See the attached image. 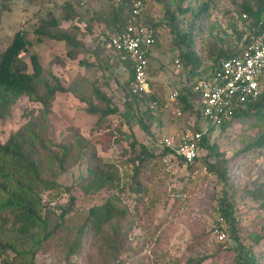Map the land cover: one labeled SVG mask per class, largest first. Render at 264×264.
Masks as SVG:
<instances>
[{
    "label": "rangeland",
    "instance_id": "1",
    "mask_svg": "<svg viewBox=\"0 0 264 264\" xmlns=\"http://www.w3.org/2000/svg\"><path fill=\"white\" fill-rule=\"evenodd\" d=\"M143 1L141 17L147 24H157V42L152 48L154 56L149 59L151 93L143 100H134L126 97L122 88L127 76L119 72L115 57L110 56L114 54L104 43V49L97 48L99 33H113L103 22L116 5L107 0L91 1L79 10L78 18L63 20L62 0H0V52L16 31L23 30L32 38L33 30L54 17L59 20V28L78 42L75 46L49 39L29 44L20 53L28 72L32 71L29 57L37 53L43 67L40 80L59 84L66 91L55 93L49 109L33 97L22 95L9 114L0 119L1 143L18 130L26 136L40 133L41 141L33 140L28 145L37 154L38 162L47 154L40 146L42 141L56 151L65 145L71 148L65 170L52 163L42 168V178L55 184L44 191L45 198L54 203V211L59 213V208L67 207L70 196H74L73 212L65 217L63 228L42 240L39 248L30 242L21 264H115L117 260L119 264H188L189 259L202 256L207 259L201 264H240L234 251L238 244L243 262L254 259L256 264H264V137L262 146H248L264 135V119L251 116L242 121L234 117L215 126L192 112L177 115L174 103L167 102L172 91H183L202 76L191 72L193 68L186 65L184 53L193 54L204 76L211 71L207 50L216 53L230 44L242 47L235 27L245 32L239 17L243 0ZM69 53L76 57H69ZM95 90L108 96L119 113L97 121L98 115L90 112V105L104 108L105 103ZM38 91H44L41 83ZM198 129L204 131L207 144L216 149L200 148L192 165L186 167L177 157L161 153L163 138L179 141L182 132L194 133ZM139 145H144L151 155L139 175L145 192L133 193L129 187L136 162L131 159L140 150ZM94 152L114 163L118 173L113 189L85 194L81 187L92 177L88 168L94 165ZM223 170L228 177L226 183L218 177ZM117 184L124 187L123 193H117ZM115 192L121 197V207L127 208L123 218L104 226L110 232L115 223L120 231L122 241L116 260L102 259L103 251L92 231L83 235L80 253L71 254L74 229L84 220L88 208ZM221 199L223 205L219 204ZM227 206L238 242L230 238L231 225L222 210ZM8 213L10 208H0L4 219L11 217ZM220 231L225 234L222 241L217 238ZM14 233L15 230L4 238L12 239Z\"/></svg>",
    "mask_w": 264,
    "mask_h": 264
},
{
    "label": "trees",
    "instance_id": "2",
    "mask_svg": "<svg viewBox=\"0 0 264 264\" xmlns=\"http://www.w3.org/2000/svg\"><path fill=\"white\" fill-rule=\"evenodd\" d=\"M125 6H127V10L124 9ZM130 6V0H124L123 5L115 6L110 10L103 23L106 27H110L113 33L120 32L130 18ZM241 7L242 11L240 12L239 17H241L246 29L245 32L240 29H238V31L235 27V31H237L238 41L241 40L244 45L247 42L249 33L254 32L257 34L264 30V0H243ZM63 8L65 9V13L62 15L63 20H73L78 18V9L69 4H63ZM172 17L174 18V15H172L171 18ZM149 25L154 30L156 29V23L154 24L151 22ZM32 34H34V37L32 35V38H29L23 30L16 31L6 48L0 52V119L5 118L9 114L11 106L15 103L17 98L22 95H27L30 98L33 97L34 100L43 103L49 109L55 93L66 91V89L59 84L40 80L43 67L37 53H32L29 57L30 65L32 67L31 72H28V64L22 59L20 53L26 51L27 46L31 43H40L49 39L66 41V43H73L75 46L78 45V42L73 35L67 32V30L59 28V20L55 17L51 18L50 21H43L37 29L33 30ZM156 42L157 37H155L154 45ZM230 43H232V41H230L229 44ZM99 46L97 48L100 50L104 49ZM241 49V46L232 47L230 44L227 48H219L216 53L207 50L206 59L211 63V71L214 72L223 60L238 55ZM192 55V53H184L183 58L185 59L186 65L193 68L191 69L192 73L201 74L203 76V71H199V63L197 62V59L192 57ZM110 56L114 58V55ZM69 57L73 58L76 57V55L69 53ZM126 76L127 79L122 85V88L126 91V97L134 100L138 97L139 100L145 99L148 93H133L131 91V83L134 74L133 69L129 66ZM40 83L44 87V91L41 93L38 91ZM94 93L100 101L105 103L104 108L90 105V112L98 115L97 121H100L105 116L119 113L118 107L111 104V100L108 96L101 94L99 90H95ZM171 103H174V106H179L181 111L186 115H191V112L195 115L199 113L198 111H192L188 92L185 89L180 91L176 100L171 101ZM251 116L264 119L263 90L260 92V96L256 100L247 103V107L232 118L237 117L244 121ZM141 125L144 126L143 124ZM263 137L264 135H261L255 139L254 143L248 146H262ZM41 138L40 133L31 132L26 136L21 130H18L11 134L4 143L0 142V208H10L11 210V213H8L11 217H5L4 219L3 216H0V264H21L23 262L22 259L26 248L31 246L30 242H34L37 244V248H39L38 246L41 242L50 239L55 232L63 228L62 224L66 220L65 217L73 212V205L75 202L74 196H70L67 207L59 208V213L54 211V208L56 207L53 206L54 204H52L49 199L45 198L44 191L54 188L55 184L48 183L46 179L42 178V173H44L42 168L45 169L52 163H57L60 169L65 170L64 166L67 164L71 148L66 147L65 145L60 147V151H56L54 147L50 148L42 141L40 146L47 154L42 162H38L36 159L37 154L35 152L33 153L28 148V145H30L33 140L41 141ZM207 143L208 140L206 136L202 135L198 142L199 150L206 146L211 150L216 149L213 145H208ZM134 145L135 144L131 143L130 147L134 148ZM139 149L140 150H138L135 157L131 159L132 162H136V165L133 166L134 169L132 172L133 184L129 187L133 193L145 192V189L141 187L139 175H141L145 159L147 156L151 155L144 145H139ZM161 153L166 156L168 154L171 157H177L174 152L169 151L167 148H164ZM92 157L94 159V165L89 166L91 168H88V172L92 174V177L88 178V181L83 184L82 187L80 185L82 191L85 194H91L102 189H113V186H115L114 176L118 173L116 165L102 160V158L97 156L95 152L92 153ZM177 158L182 165L187 167L192 165L198 157H196L191 163H187L180 157ZM43 162H45V164H43ZM218 177L221 182L225 183L228 179L225 170L219 172ZM116 187H118L117 193H123V186L120 187L117 184ZM48 192L49 191H47V193ZM117 193L109 194L102 202L92 204L88 208L84 220L74 229L75 239L74 243H71V245L73 244L71 254L78 255L80 253L81 248L83 247V235L92 231L98 237V245L103 251L102 259L108 260L109 262L116 260L115 254L118 253L121 244L120 241H122L120 238V231L115 223H113L110 232H107V230L104 229V226L108 223L110 225L111 221L123 218L127 214V208L121 207V197ZM250 195L254 198L256 197L254 192H250ZM139 199V197L136 198V200ZM223 203L224 199H221L219 204L223 205ZM222 210H224L223 215L231 225L230 231L232 236L230 238L235 242H238L239 236L234 227L231 211L228 206ZM55 216H57V220L51 221ZM68 226L71 225L69 224ZM14 230L15 233L12 239L4 238ZM254 239L257 241L258 237H255ZM239 247L238 244V247L235 246L234 248L239 263L256 264L254 259H249L248 261L243 262L242 249ZM8 252H13L14 255L9 256ZM206 259L207 256L189 259L188 264H201ZM118 262L119 261L117 260L115 264H119Z\"/></svg>",
    "mask_w": 264,
    "mask_h": 264
},
{
    "label": "built area",
    "instance_id": "3",
    "mask_svg": "<svg viewBox=\"0 0 264 264\" xmlns=\"http://www.w3.org/2000/svg\"><path fill=\"white\" fill-rule=\"evenodd\" d=\"M91 1L97 0H62V3L80 10ZM108 1L116 6L124 3V0ZM130 2V18L125 27L118 33L101 32L98 39L100 47L101 43H104V46L114 54L119 72L123 71L126 74L128 66L133 69L131 91L150 94L149 58L155 43L156 31L141 17L145 9L144 3L141 0ZM241 48L238 55L223 60L214 72L210 71L185 88L192 111H198L197 115L211 125H224L234 115L244 110L247 103L256 100L262 91L264 30L257 34L249 33L247 42ZM174 62L177 67L180 66L178 58ZM179 94L178 90L172 91L167 97L168 102L176 100ZM153 104L155 105L156 101ZM173 111L177 115L182 114L179 106H174ZM203 133L201 129L194 133L183 132L179 141L165 137L161 141L162 146L187 163H191L198 156V142ZM224 236L222 231L217 233L219 241L224 240Z\"/></svg>",
    "mask_w": 264,
    "mask_h": 264
},
{
    "label": "crops",
    "instance_id": "4",
    "mask_svg": "<svg viewBox=\"0 0 264 264\" xmlns=\"http://www.w3.org/2000/svg\"><path fill=\"white\" fill-rule=\"evenodd\" d=\"M154 54V51H151V53H150V59H152L153 58V55ZM149 68H150V64H149ZM150 70V69H149Z\"/></svg>",
    "mask_w": 264,
    "mask_h": 264
},
{
    "label": "clouds",
    "instance_id": "5",
    "mask_svg": "<svg viewBox=\"0 0 264 264\" xmlns=\"http://www.w3.org/2000/svg\"><path fill=\"white\" fill-rule=\"evenodd\" d=\"M99 1H101V0H99ZM107 1H108V0H107ZM141 1H142V0H141ZM142 2H143V1H142ZM90 3H91V2H90ZM90 3H89V4H90ZM143 3H144V2H143ZM62 5H63V3H62ZM65 5H66V4H65ZM144 5H145V4H144ZM242 46H243V45H242ZM51 203L54 204L53 202H51Z\"/></svg>",
    "mask_w": 264,
    "mask_h": 264
}]
</instances>
